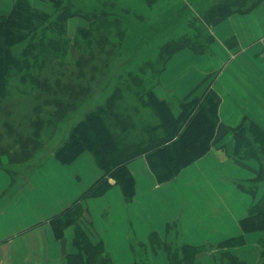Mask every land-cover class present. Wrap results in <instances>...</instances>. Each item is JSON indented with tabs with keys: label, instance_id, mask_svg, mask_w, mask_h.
Listing matches in <instances>:
<instances>
[{
	"label": "trees",
	"instance_id": "1",
	"mask_svg": "<svg viewBox=\"0 0 264 264\" xmlns=\"http://www.w3.org/2000/svg\"><path fill=\"white\" fill-rule=\"evenodd\" d=\"M260 2L246 5L247 0H218L206 16L212 24L216 17L247 12ZM140 12L136 0H15L6 17L0 12V109H8L2 104L10 98L7 89L13 69L19 74L23 87L21 94H24L14 99L28 97L26 92L29 91L36 92V98H41L36 101L29 96L34 99L30 123L38 118L31 123L35 128L31 138L23 139V133L6 121L8 114H1L6 131H0V168H6L10 163L8 170L16 174V169L9 166L21 170L35 166L39 155L48 149L51 134L63 128L66 137L54 150L55 158L63 164H71L88 151L103 170L77 201L50 219L58 239L65 236L68 228H74L72 243L76 251L67 255L66 264H116L104 241H94L80 224L85 213L84 199L100 197L113 185H119L127 201L131 202L136 193V179L130 162L145 157L157 181L167 182L185 166L209 153L216 134L219 110L211 91L188 101H179L176 113L175 105L169 99L160 98L154 90L168 60L176 52L184 48L198 54L208 50L213 39L211 31L205 38L201 29L195 35L184 34L188 45L171 38L156 52L153 42L149 44L151 38H144L149 28L143 27L145 23L141 24L144 20L140 19ZM74 17L88 22L75 31L72 49L79 51L75 59L71 56L72 51L69 52L72 41L68 36V22ZM140 45L146 49H141ZM161 51L168 55L157 81L151 85L152 77L144 75L146 67L154 68L157 60L151 59L157 58ZM131 52L146 53L145 62L139 67L142 73L131 68ZM124 56L128 57L127 64L121 61ZM114 79L117 83L115 91L113 94L106 92ZM129 79L142 87L151 85L144 93V101L158 116V125L148 128L144 124L137 132L138 121L135 122L132 112L127 106L123 110L117 104V97H122L118 84ZM138 91L141 93L140 87ZM44 106L55 109L48 112L53 116L42 117V120L39 113L47 111ZM159 128L164 132L155 133ZM233 131L235 155L260 163L259 173L254 178L239 181L241 190L253 197L249 212L240 219V224L245 232L264 231V131L249 118H244ZM4 154L9 160L7 164L2 160ZM261 190L263 192L259 194ZM150 240L165 246L170 264H203L199 260L201 245L179 243L173 239L165 241L158 232H152ZM244 241L245 236L241 234L220 242V247L228 250L217 252V256L220 253L217 264H246L230 250ZM133 247L136 259L132 264H149L146 243Z\"/></svg>",
	"mask_w": 264,
	"mask_h": 264
},
{
	"label": "crops",
	"instance_id": "2",
	"mask_svg": "<svg viewBox=\"0 0 264 264\" xmlns=\"http://www.w3.org/2000/svg\"><path fill=\"white\" fill-rule=\"evenodd\" d=\"M14 1L0 0L3 17L11 11ZM75 20H79L78 27L88 25L84 19L74 17L68 26H74ZM210 31L213 39L208 50L198 54L184 48L176 52L154 89L172 104L173 97L188 101L212 92L218 102L219 123L210 152L184 169L177 180L165 184L157 182L147 159L139 157L129 164L136 179L131 202L125 200L119 185H113L100 197L82 201L85 213L80 224L94 241L103 240L108 249L110 244L114 250L119 248L125 257L116 259V264H132V237L147 244L149 264H170L165 246L150 240L149 235L155 231L165 241L180 236L194 245L206 239L219 241L235 236L239 218L247 214L253 202L252 195L241 190L239 181L254 178L260 163L235 155L233 128L249 118L264 131V0L247 12L216 17ZM2 158L7 164L8 157ZM81 161L77 158L73 165H61L51 155L33 175L36 177L23 175L19 181H15L17 173L8 172L10 163L0 168V264L62 263L76 251L72 243L74 228H68L65 236L58 239L50 219L70 207L94 183L87 162ZM9 168L22 171L19 167ZM98 202H102L106 219L102 231L97 230L93 238L90 226L96 224V219L91 209ZM113 210L117 212L112 222ZM202 223L206 226L201 227ZM230 250L246 264L262 262L261 254L253 253V244ZM199 260L217 264L210 252Z\"/></svg>",
	"mask_w": 264,
	"mask_h": 264
},
{
	"label": "rangeland",
	"instance_id": "3",
	"mask_svg": "<svg viewBox=\"0 0 264 264\" xmlns=\"http://www.w3.org/2000/svg\"><path fill=\"white\" fill-rule=\"evenodd\" d=\"M217 1L218 0H155L154 2H152L149 0H136L137 5L140 7V10H141L140 14H142V17L140 19L144 20L143 22H141V21H138V22H141L142 25H143V23H145V25L143 27L148 26V28H149L146 31V33H148L149 35L148 34L144 35V38L146 36H149L151 38L149 44H151V42H153L152 46H154L153 48L157 49L156 52H158L159 48H161V46L164 45L165 42L170 40L171 38L178 40V41H181V43L184 45H188L187 38L184 36V34H186V33L195 35V34H197V31L201 29L204 31L203 38L208 37L211 23L209 22V20H208L209 18L206 16V13L210 11L211 7H213V5H215ZM255 1H257V0H247V3H244V4L251 5ZM167 17H169V18L167 19ZM75 21H76V23L74 26H72V27L68 26V36L72 41L71 42L72 45H71V48L69 49V52L72 51L71 56H72V58L74 57V59L77 58V56L79 54V51L72 49L74 39H75L74 37H76L75 31L78 27L79 20H75ZM75 26H76V28H75ZM152 26H153V28H152ZM155 41H156V44H155ZM140 47H141V49H146L142 45H140ZM153 52H155V51H153ZM143 53L140 54V53H136V52H133V53L131 52V56H132V60H133V65H131V68L134 69V72H135V68H136V70H140L139 67L145 62L144 58H145L146 53H144V54ZM142 54H143V56H142ZM166 55H168V53L166 54V53H163L161 51L157 58H156V56L155 57L152 56L153 59H151V61L156 59L157 60L156 65L151 70L149 69V66L146 67V73L144 75H146L148 77L149 76L152 77V81H150V82L148 81L149 83H151V85H153V82L157 81V78L159 75V70L164 65ZM69 56H70V53H69ZM69 56H68V58H69ZM127 59H128V57L124 56L121 59L122 63L127 64V61H126ZM123 60H125V61H123ZM16 71H17L16 69H13L12 73L9 77L7 93H8V98L9 97L10 98L7 101L5 99L3 101V104H2L3 106L7 107L8 109H7V111L3 110L2 108L0 109V131H6L5 129H3V126H2L4 121H2L1 114L7 113L8 117H7L6 121H9L10 124H13V126H16V129L18 128L19 131L21 133H23V139L26 137L31 138L32 133L35 131V128L31 126V123L35 122L38 118L36 120L34 119V121L33 122L31 121V123H30L31 118L29 116L32 115L31 108L33 105L32 100H34V99H31L29 96L34 97L36 101H40L41 98H39V97L36 98L37 97L36 92L29 91V92H26V93H29L28 97L20 98L17 100L14 99L16 97H21L24 95V94H21V88H23V87L21 85L20 77L18 76L19 74ZM118 71L120 73H122V70H118ZM140 71L142 73V70H140ZM115 80L116 79H114V81L111 82V84H109L106 92H111L113 94V92L116 89V88L114 89V85L117 84ZM94 81H95L94 83H96L98 80H94ZM159 82H160V80H159ZM97 83H99V82H97ZM118 85H120V92L122 94V97L121 98L117 97V104L119 106H121L123 110H125V108L127 106L129 108L130 112H132L135 122L138 121V123H137L138 129L136 130L137 132L141 129V127L144 124L145 125L147 124L146 126H148V128H149V127H151V125H158L160 123L159 118L156 115V113L154 112V110L152 109V107L144 101V100H146L144 93H145V91L150 89L149 88L151 86L150 84H149V87L146 88V87H142V85L139 84L137 81H135V80L132 81V79H129L126 81L124 80V82H121ZM139 87H140L141 93H139V91H138ZM102 95L104 98L105 93ZM171 100L174 102L175 108H177L176 111L178 112L179 111V104H180L179 101L175 97H173ZM44 107L47 108V111H40V113H39V114H41V115H39L40 118L42 119V117H43L44 119H46V117L48 118V117L53 116L52 114H48V112L51 110H54L55 109L54 106L53 107L52 106H44ZM54 117L59 118V116H54ZM44 119H42V120H44ZM61 119H64V118H60V120ZM68 120L70 121V119H68ZM148 124H150V125H148ZM57 130H58L57 133L55 132L56 131L55 130L51 134V136H53V137H52V139L49 140L48 149L47 150L44 149L43 152L37 158L36 161L38 162V164H36L35 166H32V167L23 168L22 171L24 173H21L22 171H20V170H16L17 175H14L15 181L16 180L19 181L23 175H25L27 177H29V176L30 177H36L33 175L38 173L40 171V169L45 166L44 163L47 160H50L51 155L55 159V161H57V163H59L61 165H73L75 163V162H73L71 164H63L61 161H59L57 158H55L54 150H56L58 148L60 143L63 141V138L66 137V132L65 131L63 132V128L62 129L59 128ZM160 131H162V130L159 128L155 133H158ZM162 132H164V130ZM44 134L46 135V133H44ZM137 136L140 137L141 134H138ZM43 137L46 140H48V137H46V136H43ZM50 150H53V151L49 152ZM4 155H6V154H4ZM82 155H84V156H82ZM85 155H87V156H85ZM79 158L82 160L81 161L82 164H85L87 162L88 173H89V175H93L94 181L103 174V170L98 165L96 158L92 153H90L88 151L84 152L78 157V159ZM199 160H200V158L196 159L191 164L185 166L174 179L169 180L167 182H163V183L165 184V183H168L170 181L177 180L184 169L189 168L190 166L194 165ZM205 169H206L205 167H202L203 171ZM8 172L10 174H13V171H8ZM98 173H100V174L96 175ZM158 183L163 184L161 182H158ZM121 191H122L123 196L125 197L122 189H121ZM125 200L127 201L126 198H125ZM236 202H237V198L235 197V200H234L235 205L237 204ZM238 202H239V198H238ZM91 212H93V214H94V217L96 219V224L93 226H90V229H91L90 233L92 234L93 238H96L97 230L102 231L101 225H103V222L106 219L105 209L103 208L102 202H98V204H94L93 208L91 209ZM115 212H117V211H115ZM115 212H114V210L110 211V216H111L112 222H113V216L115 215ZM248 212L249 211H247V214H248ZM243 217H240L239 220L242 219ZM217 218H219V215L217 216ZM204 226H206V224L202 223L201 227H204ZM238 228H239V231H238V234L235 235V237L239 236L241 234H244L245 241L243 244H239L237 246H243L245 244H253V248H254L253 253L261 254L259 256V258L263 262L264 256L262 255V253H264V231L245 232L243 230V228L241 227L240 221H238ZM201 230L204 231L203 228H201ZM149 236L151 237V234ZM232 237H234V236H232ZM229 238L230 237H226V238L221 239L219 241L206 239L204 243L200 244L203 247L202 251L199 253L200 259L204 253L210 252V253H212V255L214 256V258L217 262L218 256L220 254V253H218V256H217V252L228 250V248L220 247V242H222L223 240H227ZM113 240L115 241L114 238H113ZM130 240L134 241V244L136 247H138L140 245V243L144 242V241H140L139 239H134L133 237ZM116 241H118V239H116ZM169 241H170V239H169ZM175 241L179 242V243L180 242L181 243H184V242L188 243L187 241L181 239L180 236L175 237ZM106 250L109 254H111L114 257L115 262H116V259H117V261H121L122 256L125 257V255H121L119 248H116L114 250V245H112V244H110L109 249L106 247ZM108 250L111 251L113 254L111 252H109ZM71 253H69V254H71ZM114 253L116 254V256L114 255ZM134 253H135L134 247L132 246L131 247L132 263L136 259V257L134 256ZM245 256L247 257V255H245ZM66 259H67V256L65 257L64 262H62V263L59 262V263L60 264H66ZM148 259H149V257H148ZM241 259H243V258H241ZM205 260H208L207 256H205ZM243 261L245 262L244 259H243ZM262 262H261V264H262ZM59 263L54 262L53 264H59Z\"/></svg>",
	"mask_w": 264,
	"mask_h": 264
},
{
	"label": "water",
	"instance_id": "4",
	"mask_svg": "<svg viewBox=\"0 0 264 264\" xmlns=\"http://www.w3.org/2000/svg\"><path fill=\"white\" fill-rule=\"evenodd\" d=\"M114 182V181H113Z\"/></svg>",
	"mask_w": 264,
	"mask_h": 264
}]
</instances>
